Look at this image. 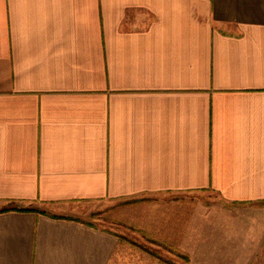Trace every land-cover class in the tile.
Listing matches in <instances>:
<instances>
[{"label": "crops", "instance_id": "1", "mask_svg": "<svg viewBox=\"0 0 264 264\" xmlns=\"http://www.w3.org/2000/svg\"><path fill=\"white\" fill-rule=\"evenodd\" d=\"M202 189L264 200V0H0V264H158L90 219L131 199L210 254Z\"/></svg>", "mask_w": 264, "mask_h": 264}, {"label": "rangeland", "instance_id": "2", "mask_svg": "<svg viewBox=\"0 0 264 264\" xmlns=\"http://www.w3.org/2000/svg\"><path fill=\"white\" fill-rule=\"evenodd\" d=\"M166 198V197H165ZM162 197V200L165 199ZM170 199V198H166ZM133 200L117 201L110 207H96L90 212V219L100 225H112L122 242L138 252L145 262L158 264H264V200L244 203H223L210 189L193 192L194 215L214 217V225H220V249L205 248L210 254L184 251L180 247L163 244L130 224L111 222L114 210L122 215L136 214ZM168 201V200H167ZM171 199L169 200V202ZM143 212V210L141 211ZM165 213V212H163ZM121 215V214H120ZM220 216V224L218 223ZM211 224L213 222H210ZM207 225V224H206ZM217 243V242H216ZM220 251V252H219ZM143 254V255H142Z\"/></svg>", "mask_w": 264, "mask_h": 264}]
</instances>
